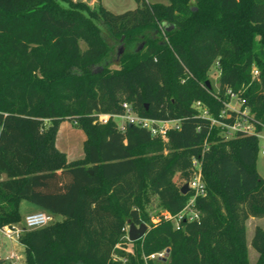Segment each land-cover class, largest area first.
<instances>
[{
	"label": "trees",
	"instance_id": "obj_1",
	"mask_svg": "<svg viewBox=\"0 0 264 264\" xmlns=\"http://www.w3.org/2000/svg\"><path fill=\"white\" fill-rule=\"evenodd\" d=\"M96 2L0 0V228L22 222L24 200L54 215L20 237L26 264H251L246 223L264 218L260 141L225 137L196 103L233 124L240 113L225 103L235 94L264 125V0H136L120 14ZM115 43L125 51L112 67ZM214 66L217 90L207 84ZM125 103L180 126L164 140L97 122ZM66 121L86 135L84 158L71 162L57 148ZM194 159L206 195L196 200L200 218L177 229L163 213L188 203L181 188ZM128 221L148 224L146 235L131 242ZM251 246L264 264L261 226ZM167 249L166 259L145 260Z\"/></svg>",
	"mask_w": 264,
	"mask_h": 264
},
{
	"label": "built area",
	"instance_id": "obj_2",
	"mask_svg": "<svg viewBox=\"0 0 264 264\" xmlns=\"http://www.w3.org/2000/svg\"><path fill=\"white\" fill-rule=\"evenodd\" d=\"M254 75H257V70H255ZM232 97H237L235 94H231ZM238 98V97H237ZM239 99V98H238ZM240 104L241 101L239 100ZM225 106L228 109L237 111L240 113V117L236 119L233 124H229L222 120L223 118L229 117L230 115L225 111L220 115L219 118L212 117L208 110L202 108L200 102L196 103V107L200 110V116L207 118L211 121L213 126L219 127L224 136L229 138L233 136L237 132H244L247 134L256 135L259 141H264V125L261 124L255 116L249 112L247 109H243L242 111L235 109L230 105V102H226ZM124 113L121 115H111V114H98L97 115V122L100 124H107L110 119L115 120L118 127L123 131L125 130L127 125H136L141 128L148 130L153 136L161 137L164 140H167V132L170 129H177L180 126V120H160L155 118L143 117L133 111L131 106L127 103L123 104ZM121 120L118 123L116 120ZM260 127V129H259ZM261 153L264 155V147L261 148ZM194 176L188 182L189 184V192L192 193L188 203L184 207V209L178 213L177 215H171L168 212L163 213V217L166 220H171L174 222L177 229L181 228L182 221H194L200 218V213L196 208V200L198 197H203L206 195V185L202 177L201 167L200 164L196 159H194ZM55 217L52 213L47 211H39V212H32L25 216L24 228L19 227L17 225L14 226H4L0 228L2 233L9 239H20L22 234L27 229H38L45 227L52 222H54ZM160 219H155V223L158 222ZM167 250L154 253L145 257L147 259H157V258H164L166 257ZM10 261L11 264H19V258L14 254L11 253L10 257L7 259Z\"/></svg>",
	"mask_w": 264,
	"mask_h": 264
},
{
	"label": "rangeland",
	"instance_id": "obj_3",
	"mask_svg": "<svg viewBox=\"0 0 264 264\" xmlns=\"http://www.w3.org/2000/svg\"><path fill=\"white\" fill-rule=\"evenodd\" d=\"M88 3H90L91 6H95L97 4L96 0H86ZM150 3H168L169 0H146ZM100 2L110 11L116 14L124 13L129 10H133L137 7L136 0H100ZM109 43H112V39L107 36L106 37ZM124 47L122 52L120 53L121 47ZM113 50L110 53V55L106 58V62L111 63L112 67H116L117 63V55L123 54L125 51V46L123 44L117 45V43L112 45ZM94 71L99 70V67H95L93 69ZM209 82L212 83L215 90L219 87V71L214 66L210 70L209 73ZM230 105L234 107L235 109L239 110L240 108V102L237 97H232L230 100ZM118 123L121 122V120H116ZM86 140V135L83 131L78 129L75 125H73L71 122L66 121L62 124V127L60 128L59 133V141L58 146L59 150L67 147L70 150V155H72L71 159H77L85 155L84 153V143ZM264 147V141H260V152L258 154L257 158V170L260 174V176L264 179V155L261 153V148ZM63 152L62 150H60ZM67 155V154H66ZM68 158V156H67ZM84 158V157H83ZM74 161V160H73ZM27 204H30L28 202H25ZM150 214L155 215L160 212L161 209L157 205V200L154 198L151 206L149 207ZM22 213L25 214V209L22 210ZM57 219H61L60 216L57 217ZM152 221H155V218L152 219ZM149 228V225L146 224ZM257 226H261L264 229V218H250L246 223V236H247V244H248V258L251 264H254L258 258V253L253 249L251 246V240L253 238L255 228ZM127 231H129V226L127 228ZM132 246H128V251H131ZM11 253H14L19 258L20 264H26L25 257V247L20 242V239H9L7 238L0 229V264H11L9 260H7Z\"/></svg>",
	"mask_w": 264,
	"mask_h": 264
},
{
	"label": "water",
	"instance_id": "obj_4",
	"mask_svg": "<svg viewBox=\"0 0 264 264\" xmlns=\"http://www.w3.org/2000/svg\"><path fill=\"white\" fill-rule=\"evenodd\" d=\"M166 29H170L171 27H167L166 24H164ZM124 49V47L122 46L120 49V53L122 52V50ZM208 87L211 88L210 82L207 81ZM189 192V184L185 183L182 188H181V193L183 194H187ZM129 224V231H128V238L131 242L137 241L139 239H142L147 231H148V226L146 224H141L139 226H136L134 223H131L130 221H128ZM170 250L167 249V253H166V257L165 259L168 257Z\"/></svg>",
	"mask_w": 264,
	"mask_h": 264
},
{
	"label": "crops",
	"instance_id": "obj_5",
	"mask_svg": "<svg viewBox=\"0 0 264 264\" xmlns=\"http://www.w3.org/2000/svg\"><path fill=\"white\" fill-rule=\"evenodd\" d=\"M61 127H62V125H61ZM60 127V128H61ZM1 130V129H0ZM59 133H60V130H59ZM59 133H58V138H57V147L59 148V146H58V141H59ZM60 150H62L64 153H66L67 154V156H68V161H75V160H77V159H71L72 157V155H70V150H69V148H67V147H64V148H62V149H60ZM84 157V156H83ZM82 157V158H83ZM81 159V158H80ZM25 202H28V201H22L21 202V205H20V213H21V215H22V222H20V223H18V224H16L17 226H19V227H22V228H24V226H25V223H24V218H25V216L27 215V214H29V213H32V212H39V211H43L40 207H38V206H36V205H34V204H32V203H30V202H28V203H30V204H27V203H25ZM25 209V214H23L22 213V210H24ZM58 217V216H57ZM57 217H56V219H57ZM61 217V216H60ZM57 220H62V217H61V219H57ZM19 240V239H18ZM24 246V245H23ZM25 261H26V257H25ZM18 263H19V261H18ZM20 264V263H19Z\"/></svg>",
	"mask_w": 264,
	"mask_h": 264
}]
</instances>
